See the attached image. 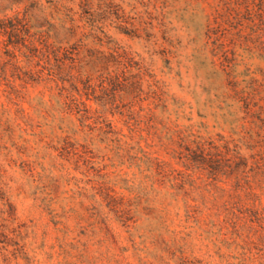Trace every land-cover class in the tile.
<instances>
[{
	"label": "trees",
	"instance_id": "obj_1",
	"mask_svg": "<svg viewBox=\"0 0 264 264\" xmlns=\"http://www.w3.org/2000/svg\"><path fill=\"white\" fill-rule=\"evenodd\" d=\"M26 1L0 21V144L34 191L74 182L93 225L117 224L184 262L196 250L264 264V0H201L191 57L224 81L209 84L216 133L168 121L159 83L104 31L109 4L90 12L79 0L82 13L34 25L37 2Z\"/></svg>",
	"mask_w": 264,
	"mask_h": 264
},
{
	"label": "rangeland",
	"instance_id": "obj_2",
	"mask_svg": "<svg viewBox=\"0 0 264 264\" xmlns=\"http://www.w3.org/2000/svg\"><path fill=\"white\" fill-rule=\"evenodd\" d=\"M36 2L32 9L34 25L49 18L56 24L68 10L82 13L79 0ZM88 3L90 12L103 3L110 5L104 31L149 69L164 94L165 117L171 124H203L208 132H218L213 117L216 92L212 89L222 88L224 81L207 80V71L191 57L202 43L205 12L201 9L206 7L205 2L202 7L201 0H88ZM28 4L26 0H0V21L20 16ZM74 184L61 181L50 195L35 192L20 175L18 165L11 163L9 143L2 141L0 221H8L9 234L6 233V239L0 238V264H194L188 262L191 259H198L200 264H225L196 250H185L188 260L181 261L178 255L164 252L162 246H154L149 239L142 240L138 235L130 238L117 224H112V232L106 233L102 227L93 225L84 210L89 203L81 206L83 201ZM144 220L140 218L138 225Z\"/></svg>",
	"mask_w": 264,
	"mask_h": 264
}]
</instances>
